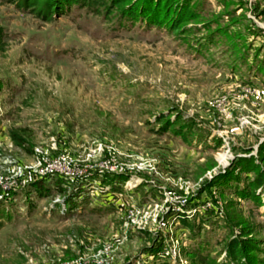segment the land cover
<instances>
[{
  "label": "rangeland",
  "instance_id": "374dc122",
  "mask_svg": "<svg viewBox=\"0 0 264 264\" xmlns=\"http://www.w3.org/2000/svg\"><path fill=\"white\" fill-rule=\"evenodd\" d=\"M50 1L0 0V176L87 175L0 203V264H238L232 229L264 240V186L239 194L264 178V0H191L177 31Z\"/></svg>",
  "mask_w": 264,
  "mask_h": 264
},
{
  "label": "trees",
  "instance_id": "16d2710c",
  "mask_svg": "<svg viewBox=\"0 0 264 264\" xmlns=\"http://www.w3.org/2000/svg\"><path fill=\"white\" fill-rule=\"evenodd\" d=\"M27 6L36 5L38 0H26ZM67 1L72 6H79L82 8H87L89 10H94L96 13L103 14L105 17L109 18L111 14L117 11L120 18L130 20L133 22L143 21L148 23V25H154L157 27L166 26L173 31L182 30L181 25L183 22L190 19L192 15L191 10V0H51L48 3L49 12L58 11V9L63 8V3ZM4 38V28L0 21V41ZM168 127H163L158 130V132L167 131ZM11 141L16 145H24L27 140L22 132L18 130H10ZM241 160H247L242 158ZM253 171L258 170V166L252 167ZM56 183H58L59 192L64 194L66 192V187L63 186L66 178L60 175H55ZM52 176L47 178H42L35 180L25 187L13 190L3 197L0 198V203H8L14 200V196L26 189L35 186V188L44 183H48ZM68 180V179H67ZM103 183L109 185L113 191L120 190L122 187L121 180L114 175L106 174L103 179ZM121 186V187H119ZM264 186V178L259 172L254 178L251 179L250 190L246 193H239L242 197H250L252 200L256 201L257 204L261 205V198L257 195V190ZM183 225L194 228V225L190 222L188 218H184ZM194 230V229H193ZM233 235H230L228 242L225 244V251L228 258L235 260L238 264H264V248L260 247L264 245V240H256L252 238V233L254 229L248 226L240 224L238 227V232L232 229ZM253 251L260 252L263 256L261 258H256L251 254ZM209 255L207 254V258ZM229 262V261H228ZM228 262L223 264H229ZM166 264V263H163ZM215 264V263H214Z\"/></svg>",
  "mask_w": 264,
  "mask_h": 264
},
{
  "label": "built area",
  "instance_id": "2783aa9c",
  "mask_svg": "<svg viewBox=\"0 0 264 264\" xmlns=\"http://www.w3.org/2000/svg\"><path fill=\"white\" fill-rule=\"evenodd\" d=\"M61 164V161H60ZM70 166H68L69 168ZM8 169H10L13 174H16L18 176L17 180L15 179V181H8L6 184H3V179H2V183H0V198L3 197L5 194L13 191V190H18L21 189L23 187H25L26 185H28L29 183L38 180V179H42V178H47L50 176H55V175H60L63 176L67 179H78L82 176L87 175L86 173H76V174H70V172L66 171V170H59V169H55V168H47L45 166V163H43L42 161L39 162V166L37 168H30L33 169L35 172L29 173L26 170H22V167L19 168V172L17 171V167H8ZM93 174V173H91ZM27 176H31L29 177L31 180H26L28 177ZM32 176H36V177H32ZM196 211V209H191L187 211L188 216L192 217L194 212Z\"/></svg>",
  "mask_w": 264,
  "mask_h": 264
},
{
  "label": "bare ground",
  "instance_id": "6f19581e",
  "mask_svg": "<svg viewBox=\"0 0 264 264\" xmlns=\"http://www.w3.org/2000/svg\"><path fill=\"white\" fill-rule=\"evenodd\" d=\"M228 157L229 156L226 153L225 154H222L220 156V161L225 164V163H227Z\"/></svg>",
  "mask_w": 264,
  "mask_h": 264
}]
</instances>
